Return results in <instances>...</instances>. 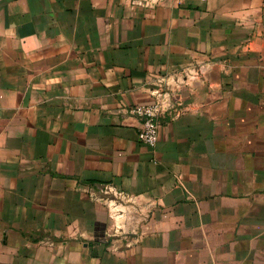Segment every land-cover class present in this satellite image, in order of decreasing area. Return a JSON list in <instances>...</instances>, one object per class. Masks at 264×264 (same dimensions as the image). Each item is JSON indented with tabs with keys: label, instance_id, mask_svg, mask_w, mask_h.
Wrapping results in <instances>:
<instances>
[{
	"label": "crops",
	"instance_id": "0c3cea01",
	"mask_svg": "<svg viewBox=\"0 0 264 264\" xmlns=\"http://www.w3.org/2000/svg\"><path fill=\"white\" fill-rule=\"evenodd\" d=\"M139 1L0 0V264H264V0Z\"/></svg>",
	"mask_w": 264,
	"mask_h": 264
},
{
	"label": "built area",
	"instance_id": "2783aa9c",
	"mask_svg": "<svg viewBox=\"0 0 264 264\" xmlns=\"http://www.w3.org/2000/svg\"><path fill=\"white\" fill-rule=\"evenodd\" d=\"M160 0H141V5L156 6ZM155 100L148 105H138L130 110V113L141 121V130L139 132V141L150 147H156L160 138L161 118L172 110L176 109L175 101L169 97V92L165 89L153 91ZM103 200L107 201L114 210V216L121 221L127 222L128 214L123 210H118L117 204L130 203L131 199L125 193L115 191L111 187H104L101 190ZM113 203V204H112ZM124 227L122 224L115 229V235H123ZM125 234H128L125 232Z\"/></svg>",
	"mask_w": 264,
	"mask_h": 264
}]
</instances>
